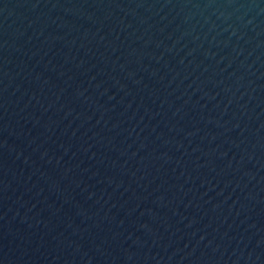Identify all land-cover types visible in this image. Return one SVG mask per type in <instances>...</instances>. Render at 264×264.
<instances>
[{"label":"water","instance_id":"obj_1","mask_svg":"<svg viewBox=\"0 0 264 264\" xmlns=\"http://www.w3.org/2000/svg\"><path fill=\"white\" fill-rule=\"evenodd\" d=\"M0 264H264V0H0Z\"/></svg>","mask_w":264,"mask_h":264}]
</instances>
